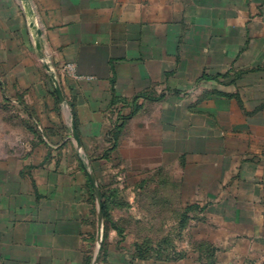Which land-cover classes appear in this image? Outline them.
Masks as SVG:
<instances>
[{
    "label": "crops",
    "instance_id": "crops-1",
    "mask_svg": "<svg viewBox=\"0 0 264 264\" xmlns=\"http://www.w3.org/2000/svg\"><path fill=\"white\" fill-rule=\"evenodd\" d=\"M102 167L264 238V0H0V264H130Z\"/></svg>",
    "mask_w": 264,
    "mask_h": 264
},
{
    "label": "rangeland",
    "instance_id": "rangeland-1",
    "mask_svg": "<svg viewBox=\"0 0 264 264\" xmlns=\"http://www.w3.org/2000/svg\"><path fill=\"white\" fill-rule=\"evenodd\" d=\"M92 155L109 160L103 165L112 164L111 152ZM153 175H142L132 183L126 168L97 170L93 179L106 199L102 211L104 249L100 250L104 255L107 233L113 229L111 251L129 259L130 264H264V238L228 233L226 239L213 230L214 221L199 207L186 212L188 205L166 200L160 193L158 171ZM186 213L188 217L183 219ZM135 244L147 249L146 259L137 257Z\"/></svg>",
    "mask_w": 264,
    "mask_h": 264
},
{
    "label": "trees",
    "instance_id": "trees-1",
    "mask_svg": "<svg viewBox=\"0 0 264 264\" xmlns=\"http://www.w3.org/2000/svg\"><path fill=\"white\" fill-rule=\"evenodd\" d=\"M104 198H105V196L103 195V211H104V208H105V200H106V199L104 200ZM194 207H195L194 205H190L186 209V212L189 211V209L192 210ZM182 216H183V214H182ZM186 217H188L187 213H186V216L183 217V219L186 218ZM135 247H136L137 257H139L140 259H146L147 249L143 248L140 244H135ZM211 248H212V250L215 249L213 246Z\"/></svg>",
    "mask_w": 264,
    "mask_h": 264
},
{
    "label": "built area",
    "instance_id": "built-area-1",
    "mask_svg": "<svg viewBox=\"0 0 264 264\" xmlns=\"http://www.w3.org/2000/svg\"><path fill=\"white\" fill-rule=\"evenodd\" d=\"M63 72L68 75V76H71V77H76L77 74H76V71H75V67L72 63H66L64 66H63Z\"/></svg>",
    "mask_w": 264,
    "mask_h": 264
},
{
    "label": "water",
    "instance_id": "water-1",
    "mask_svg": "<svg viewBox=\"0 0 264 264\" xmlns=\"http://www.w3.org/2000/svg\"><path fill=\"white\" fill-rule=\"evenodd\" d=\"M92 182L94 181L93 177H91ZM100 214H102V205L100 204Z\"/></svg>",
    "mask_w": 264,
    "mask_h": 264
}]
</instances>
